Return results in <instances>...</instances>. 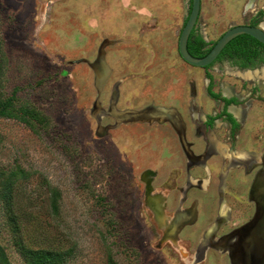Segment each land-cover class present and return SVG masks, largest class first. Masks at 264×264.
<instances>
[{
  "label": "rangeland",
  "instance_id": "1",
  "mask_svg": "<svg viewBox=\"0 0 264 264\" xmlns=\"http://www.w3.org/2000/svg\"><path fill=\"white\" fill-rule=\"evenodd\" d=\"M248 1L201 0L195 32L214 42L256 11L264 28V0L253 10ZM189 7L190 0H0V101L15 115H0V264H244L238 234L220 239L254 215L247 192L255 167L246 172L223 155L220 127L211 131L216 151L193 160L210 144L195 135L192 116L219 109L205 92L208 75L225 94L233 87L248 95L255 81V113L264 102V60L239 75L224 59L207 69L184 62L178 38ZM99 55L105 71L93 65ZM148 106L173 108L187 145L168 118L112 114ZM251 135L234 151L257 160L263 140ZM220 205L231 210L226 222ZM36 252L48 258L39 262Z\"/></svg>",
  "mask_w": 264,
  "mask_h": 264
},
{
  "label": "flooded vegetation",
  "instance_id": "2",
  "mask_svg": "<svg viewBox=\"0 0 264 264\" xmlns=\"http://www.w3.org/2000/svg\"><path fill=\"white\" fill-rule=\"evenodd\" d=\"M255 2V0H254ZM253 2V4H254ZM250 3V0L248 1ZM247 4V3H246ZM247 4V8H248ZM255 5V4H254ZM253 5V6H254ZM249 9V8H248ZM251 8V10H253ZM263 13L261 11H256V16L252 18L251 21L248 23H245L243 25H251V26H259L262 27L261 19ZM195 28V27H194ZM263 28V27H262ZM264 29V28H263ZM230 52V49L228 53ZM245 55L236 57L233 56V58H223L218 55L215 61L210 63L208 66L204 67V69L209 68L210 66H213L216 62L220 61V59H224L226 63L232 65L234 69L237 70L238 75L243 74L245 72H252L256 70V68L262 64L264 60V51L260 46H254L247 48L246 52L243 53ZM106 67L103 61L101 63L99 62V68ZM104 69V68H103ZM106 70V68L104 69ZM247 74V73H246ZM237 75V76H238ZM251 75V74H249ZM244 77H249L248 75H245ZM261 78V77H259ZM207 83L205 92L209 98L214 104H217L219 106V109L216 111H212L210 114H203L202 112L198 111L197 113V106L192 103L191 109L195 114L192 116V120L195 122V135H202L206 142L209 145V147H206V153L203 155H200V159L198 156L191 155V158L196 161H204L206 157L208 156L209 152H215L218 147V139L214 138V133L211 132L213 128H224L223 132L225 133L224 136V143L223 146H220L223 148V155L226 156H234L235 160L233 162H236V164H240V159H252L250 153H247L246 151H234V147L237 146V142L239 141V138L242 136L240 133L244 131L246 119H247V110L251 107V101L259 99L258 91H256V82L254 81L251 83V86L249 88V94L247 93L241 94L240 92L236 93L234 91L233 87H229L226 89L225 93H218L214 92L211 85L213 84V78L206 76ZM247 80H254L253 78H248ZM243 85V84H242ZM241 85V86H242ZM210 86V89H209ZM192 87V86H191ZM223 84L221 83V88L223 89ZM255 89V90H254ZM243 90V87L240 88V91ZM218 94L217 97H214L212 94ZM195 96V95H194ZM262 97V96H261ZM264 100V97H262ZM115 96H112L111 102L114 103ZM180 117V116H179ZM181 118V117H180ZM181 122V119H180ZM183 122V121H182ZM181 122V123H182ZM183 125V124H182ZM184 144L187 145V143L183 140V146ZM234 155H233V154ZM244 153V154H243ZM243 154V155H242ZM249 154L250 156L248 158L244 157V155ZM240 157V158H239ZM244 164V170L250 171L252 168L255 167V171L252 172V182L250 184V187L248 188V199L253 202L254 206V215L249 221H245L242 223V226L246 224H264V154L261 153L258 155V159H252L251 162H243ZM227 174L225 172V176H221V181L226 180ZM181 212V211H180ZM230 212L231 210L226 207V209L220 205L219 213H220V220L227 221L230 219ZM181 216H186V214H183L181 212ZM229 217V218H228ZM239 227V228H240ZM238 228V229H239ZM213 232L215 230V227L212 228ZM238 229L231 231L230 233L223 236L220 241H227L231 235L238 234V243L241 246V250L243 247V241L246 240V235L251 231V227L249 229H244L243 231H238ZM211 232L209 233V235ZM212 237V236H211ZM207 239V237H203L202 242H204Z\"/></svg>",
  "mask_w": 264,
  "mask_h": 264
},
{
  "label": "water",
  "instance_id": "3",
  "mask_svg": "<svg viewBox=\"0 0 264 264\" xmlns=\"http://www.w3.org/2000/svg\"><path fill=\"white\" fill-rule=\"evenodd\" d=\"M201 8V0H190L189 13L186 18V22L183 25L179 38H178V53L181 59L188 63L189 65L195 67L204 68L210 63L216 60L223 48L230 42L233 38L239 35H248L254 38L256 41L264 45V29L259 26L251 25H234L228 28L225 33H223L213 44L210 51L203 57L192 56L187 49V41L192 29L195 27ZM102 57L99 55L98 62L93 64L95 68H99V62L101 63ZM104 63V62H103ZM105 69V67H102ZM103 69V70H104ZM193 90V89H192ZM193 95L195 91L193 90ZM112 114L115 118L119 120H125L126 122L145 120V119H160L168 118L173 126L179 131L182 141L183 126L180 122L179 115L173 108H161L155 106H148L141 111H125V112H114ZM264 166V164H263ZM251 231L246 235V240L243 242L242 247V257L244 264H252L253 259L258 261L254 264H264V224H246L238 229V231H243L244 229H249Z\"/></svg>",
  "mask_w": 264,
  "mask_h": 264
},
{
  "label": "trees",
  "instance_id": "4",
  "mask_svg": "<svg viewBox=\"0 0 264 264\" xmlns=\"http://www.w3.org/2000/svg\"><path fill=\"white\" fill-rule=\"evenodd\" d=\"M188 16V15H187ZM186 16V18H187ZM186 18L183 22V25L186 22ZM183 27V26H182ZM214 42L206 41L201 34L195 32V28L192 29L188 41H187V49L188 52L195 57H203L205 56L213 46ZM254 46H260L264 51V45H262L260 42L256 41L254 38L248 36V35H239L235 38H233L230 42L227 43V45L223 48V50L220 52V57L226 58H233V56L239 57L242 55H245L243 53L246 52L247 48L254 47ZM230 49V52L228 53ZM208 77H211L208 75ZM210 89V86H209ZM214 97H217L218 94H212ZM0 115L2 116H10L15 117L14 114H11L9 110L6 108H3L1 101H0ZM22 121H24L28 126L32 125V122L22 118ZM36 254L38 256L39 262L42 261L45 258H48V254H45L44 252H36L32 253ZM1 255V252H0ZM110 264H113L112 261H110Z\"/></svg>",
  "mask_w": 264,
  "mask_h": 264
},
{
  "label": "crops",
  "instance_id": "5",
  "mask_svg": "<svg viewBox=\"0 0 264 264\" xmlns=\"http://www.w3.org/2000/svg\"><path fill=\"white\" fill-rule=\"evenodd\" d=\"M203 37V36H202ZM204 38V37H203ZM205 39V38H204ZM206 40V39H205ZM206 41H208V40H206ZM103 71H105V70H103ZM262 97H264L263 95H262ZM255 102V101H254ZM263 104L262 105H260V107H258V108H256L255 109V113H253V114H251V112H252V106L250 107V108H248V110H247V119H246V123H245V127H244V132L243 133H247V134H243L241 137H240V139L239 140H241V138H245V139H250L251 137H252V133H256L257 135V137L259 136L260 138H261V140H263V147H264V131L262 130L263 128H264V125L261 127V125L259 124V121L260 120H263L264 119V102H262ZM255 119V120H254ZM253 122V123H252ZM255 123H257L258 124V126L259 127H256L255 129H257V131L256 130H254V128H253V126H254V124ZM245 128H246V130H250V131H246L245 130ZM253 128V129H252ZM251 133V134H250ZM249 142H246V141H244L243 142V144H248ZM249 145V144H248ZM262 147V148H263ZM245 152V151H244ZM261 153H263L264 154V150L263 151H261ZM260 153V154H261ZM257 159V158H256ZM234 160H235V158H234ZM245 163V162H244ZM234 164H236V163H234ZM238 164V163H237ZM243 164V161H241V163H240V165H242ZM244 166V165H243Z\"/></svg>",
  "mask_w": 264,
  "mask_h": 264
},
{
  "label": "bare ground",
  "instance_id": "6",
  "mask_svg": "<svg viewBox=\"0 0 264 264\" xmlns=\"http://www.w3.org/2000/svg\"><path fill=\"white\" fill-rule=\"evenodd\" d=\"M253 2H254V0H250V3H248L249 5L248 6H252L253 7ZM223 149V148H222ZM244 154V153H243ZM242 154V155H243ZM250 155L249 154H246V155H244V157H246V158H248ZM213 229H211L210 231H212ZM208 235H206V237H207Z\"/></svg>",
  "mask_w": 264,
  "mask_h": 264
}]
</instances>
